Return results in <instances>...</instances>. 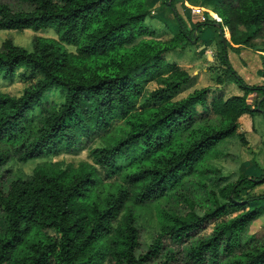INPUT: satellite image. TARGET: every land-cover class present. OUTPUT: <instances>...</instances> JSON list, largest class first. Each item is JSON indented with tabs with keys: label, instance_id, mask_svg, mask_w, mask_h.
Segmentation results:
<instances>
[{
	"label": "trees",
	"instance_id": "obj_1",
	"mask_svg": "<svg viewBox=\"0 0 264 264\" xmlns=\"http://www.w3.org/2000/svg\"><path fill=\"white\" fill-rule=\"evenodd\" d=\"M17 1L0 0V29L51 27L56 36L35 34L30 49L0 42V78L21 68L27 81L18 95L0 91V167L10 155H54L93 135L102 143L89 148L91 164L45 160L26 178L2 171L0 264H264V231L249 229L263 209L264 193L251 189L264 166L228 179L203 161L242 113L264 117V72L262 83H247L226 56L239 46L264 53V0H198L219 20L205 12L188 24L174 0H158L173 16L164 40L145 22L151 0ZM206 29L218 45L214 82L241 94L201 86L177 96L193 75L164 53ZM151 202L156 231L139 249L137 207Z\"/></svg>",
	"mask_w": 264,
	"mask_h": 264
},
{
	"label": "rangeland",
	"instance_id": "obj_2",
	"mask_svg": "<svg viewBox=\"0 0 264 264\" xmlns=\"http://www.w3.org/2000/svg\"><path fill=\"white\" fill-rule=\"evenodd\" d=\"M11 2L13 5H16L18 3L17 0H5ZM158 2V0H157ZM174 6L178 13L181 15L183 19L186 20L187 24L189 22H192L195 20L196 17H191L189 11H185L183 6H186L183 0H174ZM163 6L165 11H161V19H158L159 22H161V26H163L164 29H158L155 34L151 36V38L158 39V40H164L168 35H170V31L166 25V21L168 18H171L173 20V17L171 12L168 10L166 5H159ZM156 7H150V9H155ZM185 12L189 13V17L185 16ZM216 14L215 12H213ZM215 18V17H214ZM219 18V17H218ZM216 19V18H215ZM158 21L154 20L153 18H147V22L149 24L158 25ZM165 23V25L163 24ZM159 26V25H158ZM39 34L43 36H52L55 37V32L51 27L46 28H40L33 30L31 28H23L21 30H15V29H0V42L3 38L9 37L11 40L24 48L30 49L31 45V38L33 35ZM223 36L225 38H228V31L226 28H223ZM157 37V38H156ZM216 38V36H214ZM254 43L259 42L258 38H255L252 40ZM192 44L196 46V41H192ZM65 48L67 50H73L72 45L64 44ZM193 46V48H194ZM218 47L217 42L214 40L210 43V47L205 51L202 55H196L195 52H191V55L189 56L187 53L189 50L187 48L180 49H172L168 50L165 53L164 59L166 61H176L178 64L183 59V64H189L191 62L192 56L196 57L197 63L193 64L194 69L201 70V68L205 67L210 72L207 77V81L210 83H206L203 85L206 86H212L214 84L213 77L216 73L219 72V61L216 57L217 54L215 53V57L213 58L214 52H216V48ZM243 55L240 53V56H242L244 59H242L237 53L231 52L233 55L229 53V60H233L231 62L233 68L240 74L245 82L248 83H258V76L255 72V62L258 60V55L254 54V50H252V46H247L246 49L243 50ZM207 54V55H205ZM207 56V57H206ZM206 57V58H205ZM230 60V61H231ZM260 62L261 59L259 58ZM245 62L247 63V70L245 71L243 68H241L239 65H237V62ZM211 62V63H209ZM216 64V65H215ZM186 67H189L186 65ZM183 68V66H182ZM259 69L264 70V66H260ZM21 68L17 69L15 75L11 79H2L0 78V91L6 92L11 95H18L22 89V87L27 83L26 80L22 79L20 77ZM190 70V69H189ZM188 71V70H187ZM261 82V79H260ZM155 87L154 82H148L146 84V89L149 90L151 88ZM194 88L200 87V85L193 86ZM192 87V88H193ZM223 90L224 96H229L235 92L236 85L234 83L232 84H223ZM238 92L240 89L236 87ZM190 91L189 88H184L178 93V97L184 95L187 91ZM241 92V91H240ZM56 92H53L50 97L52 99H58ZM253 93L250 95V100H253ZM246 113L245 117L238 118V127L236 129V133L233 135H230L228 137H225L218 141L212 148H211V155L204 158V162L206 165H212L219 169L220 174H226L228 176V179H234L240 172L243 173H249L250 171L253 174H259V169H254V158H256L259 162L260 166H264V117H261L262 115L260 113H254L252 115V118L249 117ZM249 119L250 122L249 123ZM252 119V120H251ZM237 132H242V135L244 137L245 142L242 143L238 136ZM102 143V140L99 138V136H89L86 140L82 141L81 143L73 146L69 150L60 151L54 155H42L39 157H36L34 159H28L25 161H20L16 159L13 155H10L8 159L1 165L0 167V174L2 171H6L7 175H15L20 176L23 178H26L30 176L32 167L36 163H40L45 160L55 161L60 166H64L66 164L76 165L78 162H87L92 163L91 157L89 155V148L92 146H96ZM1 146V145H0ZM253 165V166H252ZM258 165V166H259ZM97 169V171L101 174L102 170L95 164L94 165ZM190 178L194 177L193 175L189 176ZM190 191H196L195 184L190 188ZM201 192V191H198ZM252 193L261 192L264 193V182L255 185L251 189ZM202 195V194H201ZM167 203L175 207L177 209H180L182 207V204L177 201L173 202L171 198L167 200ZM161 204H166L165 201H161ZM154 205L155 203L151 202L148 204H143L142 206L137 207V228H138V239H139V249H144L146 245L151 241L152 236L155 234L156 231V221H155V211H154ZM197 207V206H196ZM198 208V207H197ZM232 213H229L230 215ZM250 230L261 232L264 231V212L258 216L257 219L253 220L252 223L249 226ZM209 230V225L203 229L204 232ZM164 242L166 240L164 239ZM103 264H108L107 261H104Z\"/></svg>",
	"mask_w": 264,
	"mask_h": 264
},
{
	"label": "crops",
	"instance_id": "obj_3",
	"mask_svg": "<svg viewBox=\"0 0 264 264\" xmlns=\"http://www.w3.org/2000/svg\"><path fill=\"white\" fill-rule=\"evenodd\" d=\"M153 3V5L156 7L155 9H152V14L151 15H149L148 17H146V19H145V22H146V24L151 28V29H153V31H154V34H155V32H157L158 31V29L160 30V29H164L163 28V26H161V22H159L158 21V19H161L162 17H161V11L163 10V11H165V9H164V7L163 6H159L158 4H157V0H151ZM183 2L185 3V5L186 6H183L184 8H186L188 11H189V13H190V16L191 17H196L195 18V20H202V19H204V14H205V12L209 15V16H211V17H218L216 14H214L213 13V11H211L208 7H206V6H204V5H202V4H200V2H198V0H183ZM171 17H173V16H171ZM147 18H153L154 20H156V21H158V25L156 26V25H154L153 23L152 24H149L148 22H147ZM167 20H169L170 22H168V21H166L165 23H166V25H167V27H168V29H169V24L171 23V22H173V20H171V18H168ZM165 23H163L164 25H165ZM170 31V30H169ZM218 32H219V30H218ZM215 32L213 31V30H211V29H206L203 33H202V35L200 36V38L196 41V46H194L192 43L191 44H186V45H184L183 47H180V49H183V48H187V50H189V52L187 53L189 56L191 55V52H195L194 54H196V55H202V54H204L205 53V51L210 47V43L212 42V41H216V38H214V36H215ZM170 35H171V31H170ZM170 35H168L165 39H167ZM223 35V34H222ZM157 38V37H156ZM193 46H194V48H193ZM246 47L247 46H239L238 47V49H237V51H234V50H232V49H230V48H227L226 49V56H227V58H228V60H229V53L231 54V55H233L231 52H235V53H237L239 56H240V53L243 55V50L244 49H246ZM176 48H179V47H175V48H172V49H176ZM172 49H169V50H172ZM216 50H217V48H216ZM215 50V51H216ZM252 50H254V54H256V55H258V60H256L257 62H255V72H256V74H257V76H258V83L257 84H260V83H262V81H263V76H262V72H264V70H262V69H259L260 68V66H263L262 65V57H264V53L262 52V51H260V50H257V49H253L252 48ZM168 51V50H167ZM166 53V52H165ZM165 53H164V56H165ZM215 53L216 52H214V54H212V55H214L213 56V58L215 57ZM205 55H207V54H205ZM207 57V56H206ZM205 57V58H206ZM242 59H244L242 56H240ZM192 58H194V59H191V62H189V64L187 63V64H183V59L179 62V64L176 62V61H174V60H172V61H174V62H176L180 67H182L183 66V69H185L190 75H193V81H192V83L189 85V86H187L186 88H189L190 90L191 89H193L194 87L193 86H195V85H200V87L201 86H206V85H203V84H208L209 82L207 81V77H208V74L210 73L209 71H208V69H206L205 67H203V68H201V70L199 71V70H197V69H194L193 67L194 66H192L193 64H196L197 63V60H196V57H194V55L192 56ZM259 58L261 59V62H260V60H259ZM231 60V59H230ZM229 60V63H230V65L232 66V64H231V62H233V60H231L230 61ZM237 62V61H236ZM209 63H211V62H209ZM233 64H234V62H233ZM237 65H239L241 68H243L245 71H248L247 70V63H246V61L245 62H237L236 63ZM186 65L187 66H189V67H186ZM216 65V64H215ZM232 68H233V66H232ZM190 69V70H189ZM234 69V68H233ZM235 70V69H234ZM236 71V70H235ZM237 72V71H236ZM238 73V72H237ZM240 75V74H239ZM241 76V75H240ZM242 77V76H241ZM243 78V77H242ZM260 79H261V82H260ZM244 80V79H243ZM211 83V82H210ZM209 83V84H210ZM233 82H226V83H221V84H218V83H215L214 82V84L212 85V86H207V87H209L211 90H215V91H218V92H220L221 94H222V96L223 97H225L224 96V93L222 92V90H223V84H232ZM248 83V82H247ZM235 84V83H234ZM236 85V84H235ZM193 87V88H192ZM236 87H238L237 85H236ZM235 87V92L233 93V94H241L242 93V90L240 89V91L238 92V90H237V88ZM185 88V89H186ZM189 91V90H188ZM187 91V92H188ZM252 93H248L247 95H246V100L249 102V103H251L252 102V100H250L249 101V99H250V95H251ZM253 115V114H252ZM252 115H250L249 117L250 118H252ZM246 116V113H242L240 116H239V118L240 117H245ZM261 117H263V116H261ZM252 120V119H251ZM249 123H251L250 122V119H249ZM254 161H255V164L256 165H259V162H258V160L256 159V158H254ZM260 166V165H259ZM261 204L263 205V209H262V211H261V213L259 214V215H261L263 212H264V199L261 201Z\"/></svg>",
	"mask_w": 264,
	"mask_h": 264
},
{
	"label": "built area",
	"instance_id": "obj_4",
	"mask_svg": "<svg viewBox=\"0 0 264 264\" xmlns=\"http://www.w3.org/2000/svg\"><path fill=\"white\" fill-rule=\"evenodd\" d=\"M216 19H217V20H219V18H218V17H216Z\"/></svg>",
	"mask_w": 264,
	"mask_h": 264
},
{
	"label": "water",
	"instance_id": "obj_5",
	"mask_svg": "<svg viewBox=\"0 0 264 264\" xmlns=\"http://www.w3.org/2000/svg\"><path fill=\"white\" fill-rule=\"evenodd\" d=\"M193 41V40H192Z\"/></svg>",
	"mask_w": 264,
	"mask_h": 264
}]
</instances>
